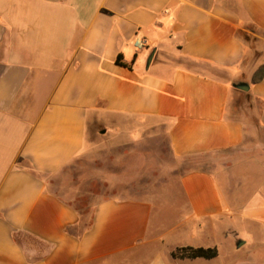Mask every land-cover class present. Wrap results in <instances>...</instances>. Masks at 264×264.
Segmentation results:
<instances>
[{
  "label": "crops",
  "instance_id": "1",
  "mask_svg": "<svg viewBox=\"0 0 264 264\" xmlns=\"http://www.w3.org/2000/svg\"><path fill=\"white\" fill-rule=\"evenodd\" d=\"M261 65L264 0H0V264H264ZM98 127L111 148L163 131L182 205L109 198L82 228L49 179Z\"/></svg>",
  "mask_w": 264,
  "mask_h": 264
},
{
  "label": "rangeland",
  "instance_id": "2",
  "mask_svg": "<svg viewBox=\"0 0 264 264\" xmlns=\"http://www.w3.org/2000/svg\"><path fill=\"white\" fill-rule=\"evenodd\" d=\"M101 131L98 127L88 135L84 155L49 179L50 187L84 215L82 228L91 223L96 204L109 198L151 200L160 203L164 212L175 204L182 205L176 194L180 190L176 187L180 181V165L171 157L163 131L150 139L135 140L116 148H111V140ZM185 166L188 170L212 169L205 157L189 159ZM247 237L249 242L243 252L253 245V238ZM263 251L260 248L258 253ZM227 256L224 254L226 261L230 259ZM261 260L257 258V263Z\"/></svg>",
  "mask_w": 264,
  "mask_h": 264
},
{
  "label": "trees",
  "instance_id": "3",
  "mask_svg": "<svg viewBox=\"0 0 264 264\" xmlns=\"http://www.w3.org/2000/svg\"><path fill=\"white\" fill-rule=\"evenodd\" d=\"M118 64L123 65L122 63V56L118 57L117 60ZM264 79V65H261L256 72L254 73L253 77H252V83H259ZM219 254L218 249L215 248H195V247H179L177 249L174 250V252L172 253V256L176 259H207V260H211L214 258H217Z\"/></svg>",
  "mask_w": 264,
  "mask_h": 264
},
{
  "label": "water",
  "instance_id": "4",
  "mask_svg": "<svg viewBox=\"0 0 264 264\" xmlns=\"http://www.w3.org/2000/svg\"><path fill=\"white\" fill-rule=\"evenodd\" d=\"M153 55L154 53L151 54V56L148 59V62H147L148 67L153 59ZM234 87L241 91H245V92H248L250 90V85L248 83H238V84H235ZM244 243H245L244 241H240L238 244V247H241L242 245H244Z\"/></svg>",
  "mask_w": 264,
  "mask_h": 264
},
{
  "label": "built area",
  "instance_id": "5",
  "mask_svg": "<svg viewBox=\"0 0 264 264\" xmlns=\"http://www.w3.org/2000/svg\"><path fill=\"white\" fill-rule=\"evenodd\" d=\"M137 46H138V48H143L145 46V42L144 41H138Z\"/></svg>",
  "mask_w": 264,
  "mask_h": 264
}]
</instances>
